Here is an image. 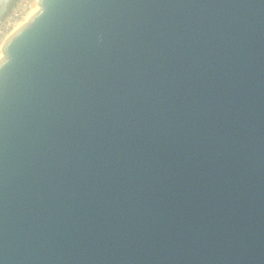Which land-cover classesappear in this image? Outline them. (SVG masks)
<instances>
[{
	"label": "water",
	"instance_id": "1",
	"mask_svg": "<svg viewBox=\"0 0 264 264\" xmlns=\"http://www.w3.org/2000/svg\"><path fill=\"white\" fill-rule=\"evenodd\" d=\"M0 264H264V0H43L0 59Z\"/></svg>",
	"mask_w": 264,
	"mask_h": 264
},
{
	"label": "built area",
	"instance_id": "2",
	"mask_svg": "<svg viewBox=\"0 0 264 264\" xmlns=\"http://www.w3.org/2000/svg\"><path fill=\"white\" fill-rule=\"evenodd\" d=\"M33 0H14V4L10 6L6 14L0 19V46L3 39L17 24L22 17V13Z\"/></svg>",
	"mask_w": 264,
	"mask_h": 264
},
{
	"label": "bare ground",
	"instance_id": "3",
	"mask_svg": "<svg viewBox=\"0 0 264 264\" xmlns=\"http://www.w3.org/2000/svg\"><path fill=\"white\" fill-rule=\"evenodd\" d=\"M42 2L43 0H35V2L30 6L29 11H27V13L21 18L20 21H18L17 24H15L12 30L3 39V42L0 46V59L30 21L32 16L36 13Z\"/></svg>",
	"mask_w": 264,
	"mask_h": 264
},
{
	"label": "rangeland",
	"instance_id": "4",
	"mask_svg": "<svg viewBox=\"0 0 264 264\" xmlns=\"http://www.w3.org/2000/svg\"><path fill=\"white\" fill-rule=\"evenodd\" d=\"M34 2H35V0H33V1L30 3V5L27 6V8L25 9V11L22 13V17L27 13V11H29L30 6H31ZM22 17H21V18H22ZM21 18H20L18 21H20ZM18 21H17V22H18ZM0 48H1V47H0Z\"/></svg>",
	"mask_w": 264,
	"mask_h": 264
},
{
	"label": "trees",
	"instance_id": "5",
	"mask_svg": "<svg viewBox=\"0 0 264 264\" xmlns=\"http://www.w3.org/2000/svg\"><path fill=\"white\" fill-rule=\"evenodd\" d=\"M14 4V0L11 2V5H13Z\"/></svg>",
	"mask_w": 264,
	"mask_h": 264
}]
</instances>
